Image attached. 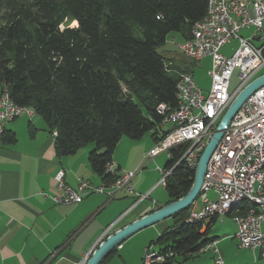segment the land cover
Returning <instances> with one entry per match:
<instances>
[{
	"label": "trees",
	"instance_id": "trees-1",
	"mask_svg": "<svg viewBox=\"0 0 264 264\" xmlns=\"http://www.w3.org/2000/svg\"><path fill=\"white\" fill-rule=\"evenodd\" d=\"M207 11L208 0H0V94L8 89L17 105L44 120L58 158L94 144L90 166L111 185L118 175L106 166L122 137L151 133L160 141L168 131L158 132V106H178L179 74L187 69L166 65L157 48L174 32L190 39ZM1 141L14 144L17 138L5 130ZM190 145L171 150L167 204L193 185L195 168L180 161ZM190 212L170 218L172 224L149 245H165L153 250L161 258L153 264H181L179 259L186 262L216 241L209 237L216 217L203 231L206 220L190 222Z\"/></svg>",
	"mask_w": 264,
	"mask_h": 264
},
{
	"label": "built area",
	"instance_id": "built-area-1",
	"mask_svg": "<svg viewBox=\"0 0 264 264\" xmlns=\"http://www.w3.org/2000/svg\"><path fill=\"white\" fill-rule=\"evenodd\" d=\"M250 27L255 28L252 38L239 36L242 29ZM234 39L239 40V46L232 56L226 57L221 49ZM256 41H261V44L258 45ZM179 49L192 61L212 57V69L209 72L211 88L205 92L191 71L179 74L178 106L173 109L161 104L157 108L163 116L158 132L161 133L165 126L169 127L168 132L144 154L142 167L162 154L172 159L171 150L174 147L190 143L180 161L196 168L206 145L235 97L254 79L264 74V0H208L204 23L195 24L190 39L179 44ZM236 70L239 71L241 83L231 93L229 84ZM24 113L32 114L28 108L17 105L11 99L8 89H4L0 94V143L6 124ZM263 138L264 86L242 104L225 130L208 163L198 197L202 201V208L199 212H190L187 220L220 218L222 206H229L240 195L264 199V175L257 169V158L262 155L260 141ZM140 169L124 172L117 168L115 162H110L106 170L118 175L114 183L96 185L80 179L77 189L66 183V172L61 169L55 175L59 192L49 197L57 205L79 204L93 194H103L111 200L123 189L129 193L134 192L132 180ZM157 170L162 174L158 185L165 187L166 179L173 169L157 166ZM211 193L215 195L214 198H210ZM138 198L140 201L147 199L149 194L138 195ZM232 221L237 226L239 248L259 250L264 259V214L246 210L232 217ZM209 251L213 254L214 263L225 262L218 243L205 246L201 253ZM51 256L54 258L55 252ZM158 259L161 258L152 248L146 249L144 264H153Z\"/></svg>",
	"mask_w": 264,
	"mask_h": 264
},
{
	"label": "crops",
	"instance_id": "crops-1",
	"mask_svg": "<svg viewBox=\"0 0 264 264\" xmlns=\"http://www.w3.org/2000/svg\"><path fill=\"white\" fill-rule=\"evenodd\" d=\"M31 113H24L6 124L5 130L16 135L14 144L0 143V264H85L92 251L110 234L167 204L168 199L161 203L152 197L159 188L157 177L146 183V173L140 171L132 180L133 193L123 189L111 200L106 195L93 194L79 204H55L49 196L59 192L55 175L61 169L66 172V183L75 189L80 179L96 185L103 183L89 163V153L95 145L90 144L75 155L58 158L55 138L44 120ZM154 144L145 145L133 160L117 157L114 153L117 168L124 172H132L138 166L146 168L147 165L142 167L144 154ZM147 194L149 198L139 200L138 195ZM194 205L196 203L191 206V212H197ZM168 220L157 223L156 231L167 228ZM234 225L236 230L230 235L237 239V226ZM130 238L117 248V252L122 251L120 255L124 261L128 254L124 251L134 240ZM215 239L218 247L224 242L218 237ZM249 251L254 264H263L259 250Z\"/></svg>",
	"mask_w": 264,
	"mask_h": 264
},
{
	"label": "rangeland",
	"instance_id": "rangeland-1",
	"mask_svg": "<svg viewBox=\"0 0 264 264\" xmlns=\"http://www.w3.org/2000/svg\"><path fill=\"white\" fill-rule=\"evenodd\" d=\"M75 22L71 23V26H76ZM255 32V28H244L239 32V36L245 38H252L253 33ZM183 41V37L180 33L174 32L171 33L168 38L166 44L157 48L160 53H163L166 56V62L168 64H175L177 67L186 68L187 71L193 72L194 78L197 84L205 91L208 92L211 88V78L209 76V72L212 69V57L208 56L201 61H192L187 59L179 49V44ZM258 45L261 44V41H256ZM239 46V40L234 39L227 45H225L221 49V53L226 57H230L237 50ZM264 72V71H263ZM262 73V72H261ZM241 81L239 79V71L236 70L230 80L229 90L233 93L237 87L240 85ZM29 110V109H28ZM169 129L168 126H165L163 130L167 131ZM151 134L147 133L141 139H129L127 137H122L119 141L118 146L115 151V155L120 158H131L132 160L140 150L147 144L153 145L154 141L151 138ZM94 145V144H93ZM155 146V144H154ZM153 146V147H154ZM152 147V148H153ZM168 161L167 155L163 154L158 157L155 162H149L147 167L144 169H140L138 166L132 172L140 169V172L146 173L144 181L146 183L150 182V180L154 177H157L158 183L162 178V174L157 175V166H161L164 168L166 162ZM128 172V171H127ZM158 190L153 194V198L157 199L159 202L164 203L168 199V194L164 188V186H158ZM210 198H214L215 195L211 193ZM197 212L201 210L202 201L200 198L196 200V205H194ZM222 217V218H221ZM232 219V218H231ZM169 221V226L172 224V220ZM207 220L206 223H208ZM235 223L230 220L229 217L220 216L217 219L216 223L212 224L211 232L209 237H218L219 241H224L219 245L221 248L222 256L225 261V264H254V259L252 253L247 249L239 248V243L237 239H233L230 234H233L236 230L234 225ZM156 225V224H155ZM150 226L146 229L141 230L130 239V242L126 249L125 253L128 254L125 256L126 261L121 259L120 253L116 252L108 261V264H144V257L146 254V249L152 242H157L160 237L161 228H157L156 226ZM159 227V226H158ZM161 230V231H160ZM129 240V239H128ZM152 241V242H151ZM217 241V240H216ZM218 243V241H217ZM165 245L154 244L152 250L159 251ZM158 261H160L158 259ZM181 264H215L214 257L211 251L207 253H201L199 255L194 256V258L183 262V259L178 260ZM264 264V262H262Z\"/></svg>",
	"mask_w": 264,
	"mask_h": 264
},
{
	"label": "water",
	"instance_id": "water-1",
	"mask_svg": "<svg viewBox=\"0 0 264 264\" xmlns=\"http://www.w3.org/2000/svg\"><path fill=\"white\" fill-rule=\"evenodd\" d=\"M264 86V74L249 83L233 100L228 110L223 115L212 137L206 145L198 164L195 168V178L190 191L182 198L170 202L150 214L133 221L125 227L118 229L103 240L95 248L85 264H101L113 251L119 248L127 239L139 231L172 218L177 213L190 208L198 199L207 172L209 160L231 120L242 104L259 88Z\"/></svg>",
	"mask_w": 264,
	"mask_h": 264
},
{
	"label": "bare ground",
	"instance_id": "bare-ground-1",
	"mask_svg": "<svg viewBox=\"0 0 264 264\" xmlns=\"http://www.w3.org/2000/svg\"><path fill=\"white\" fill-rule=\"evenodd\" d=\"M202 23H204V20L198 24ZM180 74H184V72ZM260 151L262 155L257 158V169L261 170L262 175H264V138L260 141ZM246 210L264 214V199L253 195H240V197L233 200L229 206H222L220 216L237 217L242 212H246ZM188 221L193 222L192 220ZM215 243H217V241H213L210 245ZM222 264H225V262Z\"/></svg>",
	"mask_w": 264,
	"mask_h": 264
}]
</instances>
